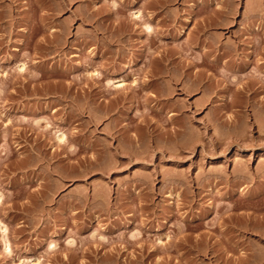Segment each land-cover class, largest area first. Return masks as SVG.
<instances>
[{
    "label": "rangeland",
    "instance_id": "obj_1",
    "mask_svg": "<svg viewBox=\"0 0 264 264\" xmlns=\"http://www.w3.org/2000/svg\"><path fill=\"white\" fill-rule=\"evenodd\" d=\"M0 197V264H264V0H0Z\"/></svg>",
    "mask_w": 264,
    "mask_h": 264
},
{
    "label": "bare ground",
    "instance_id": "obj_2",
    "mask_svg": "<svg viewBox=\"0 0 264 264\" xmlns=\"http://www.w3.org/2000/svg\"><path fill=\"white\" fill-rule=\"evenodd\" d=\"M139 11H140V10H139ZM139 11H136L135 13H133L134 18H136V19H139V18H140V16H141L140 14H141L142 11H141V12H139ZM133 12H134V11H133ZM132 17H133V16H132ZM142 17H143V14H142ZM141 19H142V18H141ZM133 20H134V19H133ZM139 20H140V19H139ZM150 25H151V24H150ZM146 28H147V29H146ZM145 29H146V31L148 30L149 32L152 31V27H151V26H146V25H145ZM152 33H153V32H152ZM152 35H153V34H152ZM218 60H219V59H218ZM19 69H20L21 71H24V70L26 69V68H25V64H24V63H23V65L21 64V66L19 67ZM98 74H99V73H98ZM94 75H97V74L95 73ZM110 83H112V81L109 82V84H110ZM113 85H114V84H113ZM113 85H111V86H113ZM115 85H116L115 88H118V89L120 88V89H122L121 87H124V79H123V80H118L117 83H116ZM57 139H58L57 141H59L60 143H62V142H64V141L66 140V136H65V134H64L63 132H62V133L60 132V134L58 135ZM0 198H1V197H0ZM0 201H1V199H0ZM1 222H2V221H1ZM1 222H0V230L2 231L1 233H3L4 236H5V235L7 234V232H8V228H7L8 226L4 225V223H3V222L1 223ZM146 226H147V225H146ZM147 229H148V228H147ZM181 229H182V228H181ZM146 231H147V230H146ZM181 231H182V230H181ZM133 236H134V235H133ZM135 238H137V237L134 236V238H133L134 241H136ZM3 239L5 240V241L3 242V243H4V247H5V251H6V253H9V254H10V253L12 252V249H11L12 247H10V243L8 242L9 240H8V241L6 240V236H5V238L3 237ZM133 239H132V240H133ZM132 240H130V241H132ZM134 241H132L131 243L134 244ZM136 243H137V242H136ZM136 243H135V244H136ZM170 243H172V242H170ZM168 245H169V244H168ZM168 245H167V246H168ZM169 246H172V247H173V244H171V245H169ZM174 246H175V244H174ZM51 247L55 249L56 245L53 246V244H52ZM49 248H50V247H49ZM165 248H166V246H165ZM167 249H168V248H167ZM169 249H170V247H169ZM169 249H168V250H169ZM168 250H167V251H168ZM4 253H5V252H4ZM11 255H12V254H11ZM37 260H38V259H37ZM37 260H36V261H37ZM36 261H35V263L38 262V261H37V262H36ZM116 263H117V262H115V264H116ZM145 263H146V262H145ZM33 264H34V262H33ZM137 264H138V263H137Z\"/></svg>",
    "mask_w": 264,
    "mask_h": 264
}]
</instances>
